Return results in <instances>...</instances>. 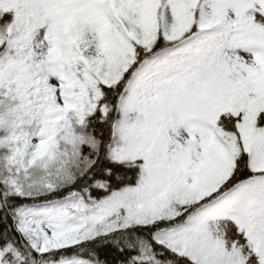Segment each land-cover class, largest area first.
<instances>
[{
	"label": "snow or ice",
	"instance_id": "obj_1",
	"mask_svg": "<svg viewBox=\"0 0 264 264\" xmlns=\"http://www.w3.org/2000/svg\"><path fill=\"white\" fill-rule=\"evenodd\" d=\"M0 264H264V0H0Z\"/></svg>",
	"mask_w": 264,
	"mask_h": 264
}]
</instances>
